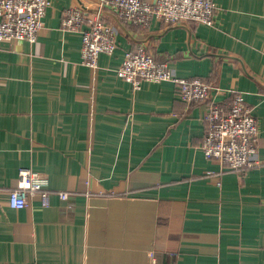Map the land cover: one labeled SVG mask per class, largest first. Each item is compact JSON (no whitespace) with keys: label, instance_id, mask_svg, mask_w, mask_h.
Segmentation results:
<instances>
[{"label":"crops","instance_id":"1","mask_svg":"<svg viewBox=\"0 0 264 264\" xmlns=\"http://www.w3.org/2000/svg\"><path fill=\"white\" fill-rule=\"evenodd\" d=\"M49 1L35 42L0 43V264H264V0H212L213 26L140 29L104 11L117 48L95 71L60 22L96 0ZM138 46L209 98L183 102L169 81L133 90L116 70ZM233 94L257 123L260 164L239 171L200 150L206 110ZM21 168L68 198L11 209Z\"/></svg>","mask_w":264,"mask_h":264},{"label":"built area","instance_id":"2","mask_svg":"<svg viewBox=\"0 0 264 264\" xmlns=\"http://www.w3.org/2000/svg\"><path fill=\"white\" fill-rule=\"evenodd\" d=\"M49 6V0H0V43L35 42ZM104 11L112 13L120 24L140 29H147L152 20L170 26L186 23L213 26L217 14L212 0H156L152 4L143 0H96L91 12L84 13L78 6L67 8L62 14L61 29L80 34L82 63L94 71L98 56L110 55L117 48L115 28L102 18ZM116 75L133 90L140 89L143 82L169 81L183 102L205 101L210 96L208 83L196 77L176 76L143 46L124 53ZM203 119L206 128L200 150L206 158L232 171L260 164L256 160V119L242 95L233 94L226 106L211 105ZM52 194L62 201L68 198L66 191L52 193L47 177L31 168H21L15 187L8 192L7 205L19 210L38 198L41 207H48Z\"/></svg>","mask_w":264,"mask_h":264},{"label":"bare ground","instance_id":"3","mask_svg":"<svg viewBox=\"0 0 264 264\" xmlns=\"http://www.w3.org/2000/svg\"><path fill=\"white\" fill-rule=\"evenodd\" d=\"M84 9V8H83Z\"/></svg>","mask_w":264,"mask_h":264}]
</instances>
